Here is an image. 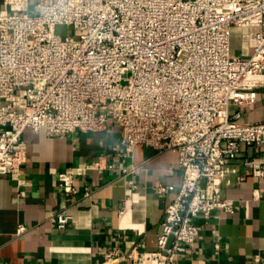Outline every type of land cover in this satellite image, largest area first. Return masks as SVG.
Listing matches in <instances>:
<instances>
[{
    "label": "built area",
    "instance_id": "built-area-1",
    "mask_svg": "<svg viewBox=\"0 0 264 264\" xmlns=\"http://www.w3.org/2000/svg\"><path fill=\"white\" fill-rule=\"evenodd\" d=\"M36 7L31 13L29 0H5L0 14V178L25 183L27 128L63 136L118 125L128 151L172 150L183 181L165 208L158 249L111 250L103 264H176L184 248H195L196 218L233 212L222 186L244 146L255 152L243 158L247 174L264 178V122L241 120L264 86V0H38ZM60 25L75 36L59 34ZM238 29L250 48L245 57L233 53ZM97 167L61 172L60 187L76 193V176ZM49 219L64 229L72 216L63 209Z\"/></svg>",
    "mask_w": 264,
    "mask_h": 264
},
{
    "label": "crops",
    "instance_id": "crops-1",
    "mask_svg": "<svg viewBox=\"0 0 264 264\" xmlns=\"http://www.w3.org/2000/svg\"><path fill=\"white\" fill-rule=\"evenodd\" d=\"M37 1L29 0L31 13L37 12ZM4 9L5 0H0V14ZM235 41L236 54L247 56L250 48L240 38ZM241 120L264 122V86ZM122 134L118 125L63 136L24 131L25 183L0 178V264H103L111 250L158 249L165 208L183 181L178 154L144 144L128 151ZM254 154L244 146L233 162L237 173L224 180L222 195L234 201L233 212L217 209L208 218H196L195 248H184L176 264H264V178L247 174L243 165V158ZM93 163L99 167L76 176V193L62 190L61 172ZM239 175L245 178L238 180ZM160 186L169 188L162 193ZM63 209L72 219L58 229L49 218ZM20 226L27 230L20 233ZM146 264L157 263L150 259Z\"/></svg>",
    "mask_w": 264,
    "mask_h": 264
},
{
    "label": "rangeland",
    "instance_id": "rangeland-1",
    "mask_svg": "<svg viewBox=\"0 0 264 264\" xmlns=\"http://www.w3.org/2000/svg\"><path fill=\"white\" fill-rule=\"evenodd\" d=\"M57 32L59 34H61L62 36H67V35H71V36H75V31L72 27H69V26H66V25H60L58 26L57 28ZM240 32L241 30H235V34H234V38H233V53H236V41L235 40H238L240 38Z\"/></svg>",
    "mask_w": 264,
    "mask_h": 264
}]
</instances>
